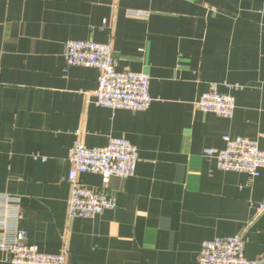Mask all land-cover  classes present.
Wrapping results in <instances>:
<instances>
[{
    "label": "crops",
    "instance_id": "obj_1",
    "mask_svg": "<svg viewBox=\"0 0 264 264\" xmlns=\"http://www.w3.org/2000/svg\"><path fill=\"white\" fill-rule=\"evenodd\" d=\"M148 16H134L128 10ZM111 43L118 71L150 75L141 111L97 105L99 71L66 65L68 40ZM215 85L233 118L197 101ZM243 136L264 149V0H0V195L20 198L19 227L67 264H199L204 240L242 234L264 254V168L224 171L207 148ZM138 149L133 176L80 173L117 206L71 217L69 149L111 138ZM0 264H12L0 250Z\"/></svg>",
    "mask_w": 264,
    "mask_h": 264
},
{
    "label": "built area",
    "instance_id": "obj_2",
    "mask_svg": "<svg viewBox=\"0 0 264 264\" xmlns=\"http://www.w3.org/2000/svg\"><path fill=\"white\" fill-rule=\"evenodd\" d=\"M130 15L148 16L145 11L128 10ZM66 65L94 67L99 71L97 89L94 91L97 105L113 111L129 109L146 110L153 102L150 93L151 77L142 71H118L111 43L71 39L65 43ZM197 107L203 112L225 118L235 114V98L222 93L215 85L202 94ZM222 149L207 148L204 153L216 160L217 167L224 171H240L252 178L264 168V149L256 141L243 136L224 137ZM138 149L128 139L111 138L101 147H87L80 140L69 149L70 170L67 181L71 186L69 215L92 218L114 209L117 202L106 185L112 177L133 176L138 162ZM80 173L101 175L104 187L93 188L79 181ZM259 211H264V197L259 202ZM21 219L20 198L0 195V250L5 251L12 264H67V253H44L35 245L26 242V231L19 227ZM245 240L242 234L202 242L199 264H264V254L257 259L244 255Z\"/></svg>",
    "mask_w": 264,
    "mask_h": 264
}]
</instances>
